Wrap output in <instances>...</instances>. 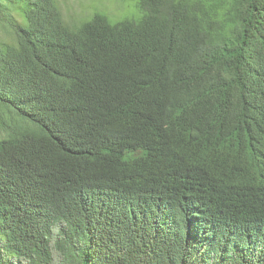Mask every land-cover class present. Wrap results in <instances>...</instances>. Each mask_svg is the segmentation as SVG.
I'll return each instance as SVG.
<instances>
[{"label": "trees", "instance_id": "trees-1", "mask_svg": "<svg viewBox=\"0 0 264 264\" xmlns=\"http://www.w3.org/2000/svg\"><path fill=\"white\" fill-rule=\"evenodd\" d=\"M136 8L0 0V264H264V0Z\"/></svg>", "mask_w": 264, "mask_h": 264}, {"label": "rangeland", "instance_id": "rangeland-1", "mask_svg": "<svg viewBox=\"0 0 264 264\" xmlns=\"http://www.w3.org/2000/svg\"><path fill=\"white\" fill-rule=\"evenodd\" d=\"M67 19L89 20L95 13L105 15L111 23L136 19V0H60Z\"/></svg>", "mask_w": 264, "mask_h": 264}]
</instances>
